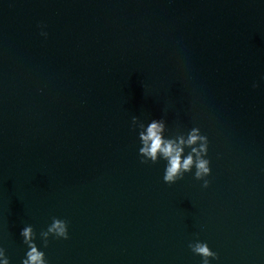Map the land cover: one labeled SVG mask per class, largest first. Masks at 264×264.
<instances>
[{
    "label": "water",
    "instance_id": "1",
    "mask_svg": "<svg viewBox=\"0 0 264 264\" xmlns=\"http://www.w3.org/2000/svg\"><path fill=\"white\" fill-rule=\"evenodd\" d=\"M47 33V38L40 32ZM264 0H0V247L47 264H264ZM253 82L257 87L253 88ZM209 140V186L141 164L131 118Z\"/></svg>",
    "mask_w": 264,
    "mask_h": 264
},
{
    "label": "clouds",
    "instance_id": "2",
    "mask_svg": "<svg viewBox=\"0 0 264 264\" xmlns=\"http://www.w3.org/2000/svg\"><path fill=\"white\" fill-rule=\"evenodd\" d=\"M40 35L47 38V33L44 31H41ZM257 86V83L253 82L252 87ZM130 130L136 133L138 140L139 162L141 164L163 163L162 182L164 184L173 185L182 180L185 175L191 174L195 181L201 182V188L206 189L209 186L207 179L210 175V161L207 158L209 140L205 134H202L199 127L194 126L187 132L171 133L166 127L164 116L160 119L152 118L147 122L133 116ZM19 237L26 247L20 264H47L41 249L48 247L50 237L53 240H67L68 226L63 219L53 217L46 230H41L39 233L41 242L39 248L35 243L37 236L31 225L23 227ZM188 249L194 256L200 258V264H210V261L218 260L217 254L210 250L208 244L198 238L188 243ZM0 264H10L2 247H0Z\"/></svg>",
    "mask_w": 264,
    "mask_h": 264
}]
</instances>
